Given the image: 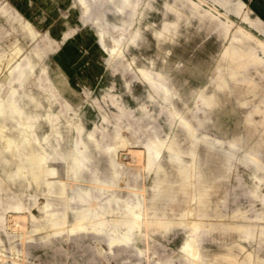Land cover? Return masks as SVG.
Listing matches in <instances>:
<instances>
[{
  "label": "rangeland",
  "instance_id": "rangeland-1",
  "mask_svg": "<svg viewBox=\"0 0 264 264\" xmlns=\"http://www.w3.org/2000/svg\"><path fill=\"white\" fill-rule=\"evenodd\" d=\"M83 4L84 17L78 0H0V94L24 73L21 90L38 104L25 120L0 99V264H264V0ZM96 31L106 32L102 44ZM142 72L161 75L166 100ZM17 130L58 167L85 146L88 170L60 173L48 193L20 148L1 141L20 147ZM149 140L163 144L152 166L113 174L110 161ZM83 189L102 235L78 229L69 211L81 208L73 197ZM46 202L65 212L58 229L45 222ZM135 220L132 240L108 246V228Z\"/></svg>",
  "mask_w": 264,
  "mask_h": 264
},
{
  "label": "bare ground",
  "instance_id": "bare-ground-1",
  "mask_svg": "<svg viewBox=\"0 0 264 264\" xmlns=\"http://www.w3.org/2000/svg\"><path fill=\"white\" fill-rule=\"evenodd\" d=\"M83 6H82V14L84 15L88 12V8L84 6L83 0H78ZM244 21L247 20L246 17L243 18ZM100 44L104 41V34L106 32L96 31L95 32ZM247 33V32H246ZM233 53H238L235 50H232ZM238 55H240L238 53ZM255 62L262 63L263 61L260 58H255ZM143 77L145 81L148 83L150 87L153 88V90L159 89L163 92V100H166L167 98V90L164 87V85L158 81V78L161 77V75L157 74L156 78L153 79L150 77V75L147 72H142ZM25 77L24 73H19V77L13 81V83L7 88V90L0 94V99L6 100L8 102V105H10L11 110L13 113H16L20 118L28 119L30 114V109L37 108L38 104L35 100V97L31 96L30 94L24 93L21 89V82L23 81ZM17 97L18 106L12 102L13 96ZM198 97L202 100L203 104L206 106H212L214 103V100L211 96H205L202 92L198 93ZM20 105V108H19ZM202 107V106H201ZM201 109V108H200ZM4 114V107L3 104L0 102V115ZM169 119V118H168ZM180 124L189 132L192 139H196L195 131L192 129V127L188 124V122L184 120H180ZM1 129V126H0ZM18 134L21 135V146L13 141L10 138H2V143L6 149H10L11 147L20 148V151H18V154L20 157V163H26L29 164V171L32 173V179L35 182H38L39 179H43L44 184L47 188V192H54L53 185L54 182L57 179L58 175L63 172V175H66L67 173L70 174L71 177L75 179H79L81 177L82 173L86 170H88V162L90 160V155L87 152V148L84 146L83 149H75L74 153L72 154L69 167H64V163L60 165V167L53 164L54 159H51V162H48L44 155L38 154L34 150V145L32 142L26 137V132L23 130H17ZM115 132V131H114ZM163 147V144L159 141H153L149 140L144 145V150H127L125 154V159L119 161V165H116L113 161H110V167L113 171V174L116 175L119 173L118 166L125 165V166H136L139 164L146 163L147 167H150L153 165L154 161L159 157V154L161 153V149ZM22 150V152H21ZM165 150L169 153V158L171 160H177L180 165H182L181 159L179 158V151L177 149H174L172 146H167ZM124 153V152H123ZM122 154V153H121ZM118 154H116L117 157ZM172 155H175L172 156ZM189 155L191 157L196 156L195 149H191L189 151ZM123 158V157H122ZM193 164V163H192ZM157 168H161L160 164H156ZM25 167V166H24ZM183 167V166H182ZM21 168V164L17 165V169ZM26 168V167H25ZM27 169V168H26ZM36 173H33V172ZM183 176L187 179L189 173L187 172V169H182ZM50 178L49 180L47 178ZM191 181L187 180L185 185H190ZM64 193V185L61 184V188L59 191V195H62ZM73 200H75L76 203H79L81 205V208L79 209H70L69 211L77 217L79 221L78 229L80 230H87L95 235H102L104 232V229H106V223L103 218L100 217V213L96 212L95 210L91 209L90 203V194L87 189H83L81 194H76L73 197ZM50 203L46 202L43 205V210H45L46 218L45 222L49 224L51 228L58 229L60 228L64 221H65V212H62L59 214L58 210H49ZM19 208V206H17ZM103 212L106 211V208H102ZM129 214H131L136 220L139 219L140 214L137 212V206H135L132 210L128 211ZM172 213L175 214V211L172 210ZM182 215V214H180ZM99 218L96 221H93L95 218ZM89 221L88 224H85V221ZM135 221H132L130 223V226H128V222L121 221L116 222L111 228H108L107 231V239L106 242L108 246H114V245H124L126 242L132 240V237H134V233L138 230V224ZM161 224H164L162 221ZM10 223V222H9ZM12 223V222H11ZM131 228L132 232L129 234ZM58 232V231H57ZM261 234V233H260ZM193 240H187L182 246L181 249L183 251L189 250L192 248L193 243L191 242ZM196 256L194 255V259Z\"/></svg>",
  "mask_w": 264,
  "mask_h": 264
}]
</instances>
